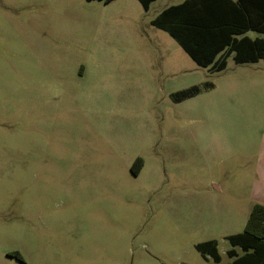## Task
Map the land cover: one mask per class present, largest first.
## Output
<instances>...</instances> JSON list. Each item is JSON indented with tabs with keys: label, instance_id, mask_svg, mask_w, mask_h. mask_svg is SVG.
I'll return each mask as SVG.
<instances>
[{
	"label": "rangeland",
	"instance_id": "1",
	"mask_svg": "<svg viewBox=\"0 0 264 264\" xmlns=\"http://www.w3.org/2000/svg\"><path fill=\"white\" fill-rule=\"evenodd\" d=\"M168 2L0 0V264L233 261L223 234L264 200L240 140L264 83L197 66L150 24Z\"/></svg>",
	"mask_w": 264,
	"mask_h": 264
},
{
	"label": "trees",
	"instance_id": "2",
	"mask_svg": "<svg viewBox=\"0 0 264 264\" xmlns=\"http://www.w3.org/2000/svg\"><path fill=\"white\" fill-rule=\"evenodd\" d=\"M109 1L111 0H106V2ZM153 1L140 0L145 10ZM240 2L241 0H237V3L231 4L234 10L230 13L222 10L224 2H220L217 8L210 11L206 10L204 6H199V3H203L202 0H190L181 6L166 9L152 24L167 32L198 66L211 67L213 71L220 72L225 69L226 59L232 53L235 54L234 61L236 64L264 60L263 40L251 41L247 37L239 40L235 38L250 29L264 33V24L254 28L247 22L241 14ZM193 4L196 6L195 9L190 13H183L184 9L188 10ZM211 12L214 15H210ZM216 13L219 15H215ZM220 53L222 56L214 61ZM198 92L199 89L193 87L184 93H180L176 101L180 102ZM142 165V159H136L131 167L132 174H138ZM227 240L232 247L227 252L228 257L233 259L229 264H264V206L254 204L243 232L229 236ZM235 248H238L241 254H238ZM196 250L203 257L208 255L213 261H220L215 241L197 244Z\"/></svg>",
	"mask_w": 264,
	"mask_h": 264
},
{
	"label": "crops",
	"instance_id": "3",
	"mask_svg": "<svg viewBox=\"0 0 264 264\" xmlns=\"http://www.w3.org/2000/svg\"><path fill=\"white\" fill-rule=\"evenodd\" d=\"M112 1V0H111ZM131 3L136 2L142 9L144 12H148L150 10V7L155 4L158 0H154L153 2H151L148 6V9L145 10L143 8L142 3L140 2V0H129ZM187 1L190 0H175V2L173 3H166L164 4L163 8L157 13V15L150 21V24L153 27H156L158 29H160L157 26H154L152 24V22L166 9H169L170 7H177V6H181L184 3H186ZM110 2V1H109ZM202 4L199 3V6H204L206 8V10H210L213 11V9L217 8V6L220 4V2H224V5L222 6V10L223 11H227L232 13L234 8L232 7V3H237V0H202ZM205 2H209V3H205ZM231 2V3H230ZM107 3V2H106ZM195 4L191 5L188 10L184 9L183 13L187 14L190 13L193 9H195ZM225 7V8H224ZM240 9H241V14L245 17V19L247 20V22H249V24L256 28L259 27L260 25L264 24V0H241L240 5H239ZM208 8V9H207ZM221 12V11H220ZM222 13V12H221ZM194 14V13H192ZM210 15H214L212 12L210 13ZM215 15H219V14H215ZM222 15V14H220ZM218 17V16H217ZM162 30V29H160ZM164 31V30H162ZM250 33H254V37L251 38L249 36ZM171 37V36H170ZM243 37H247L248 39H250L251 41H254L256 39H260L264 41V33H260L257 32L256 30L250 29L248 31H246L244 34L240 35V36H236L235 38L237 40L243 38ZM172 38V37H171ZM176 42V41H175ZM177 43V42H176ZM178 44V43H177ZM179 45V44H178ZM180 46V45H179ZM181 47V46H180ZM184 51V50H183ZM185 52V51H184ZM186 53V52H185ZM187 54V53H186ZM234 53H232L227 59H226V67L227 68V62L228 59H232L234 61ZM220 56H222V53L218 54L214 61L218 60L220 58ZM191 60L192 58L189 57ZM193 61V60H192ZM194 62V61H193ZM195 63V62H194ZM235 63V61H234ZM262 63L264 64V60H258L257 62L254 63H246V64H236V66L239 67H243V68H248L247 72V77H252L255 78L256 80L259 79L262 83H264V65L260 66L259 64ZM196 64V63H195ZM197 65V64H196ZM198 66V65H197ZM200 67V66H199ZM203 68V67H200ZM203 69H208L210 71H213L211 69V67H207V68H203ZM224 69V70H225ZM223 71V70H222ZM215 72V71H214ZM196 87V86H193ZM264 88V87H263ZM179 103V102H177ZM261 111L264 112V106L261 107ZM252 125L258 129L259 131V135H256L254 137H247V138H243L240 139L242 140V144L244 147H242L243 150V154L247 153L249 155L250 158L252 159H256V160H260V159H264V113L261 114L259 117H257V119L253 120ZM138 159V158H136ZM143 161V160H142ZM134 163V162H133ZM132 163V164H133ZM144 167V161H143V165L139 171L138 174L133 175L135 178H138L143 170ZM257 168V167H256ZM254 173V172H253ZM255 178L253 176V174H251V176H248V182L247 184H244V187H253L255 186ZM240 184V183H239ZM259 185H261V183H259ZM211 186L213 187L214 191H220L221 190V185L216 183V180H212L211 181ZM264 187V186H263ZM212 197H214V195L212 194ZM251 204H260L264 206V200L263 201H251ZM227 226V225H226ZM245 223L241 224L239 226V228H237L238 232L235 233H226L223 234V237H229L232 235H236L239 233H242L239 229L240 227H242L244 229ZM209 241H215L213 238L210 239ZM216 242V241H215ZM217 243V242H216ZM218 250V249H217ZM236 252L238 254L240 253V250L238 248H235Z\"/></svg>",
	"mask_w": 264,
	"mask_h": 264
}]
</instances>
